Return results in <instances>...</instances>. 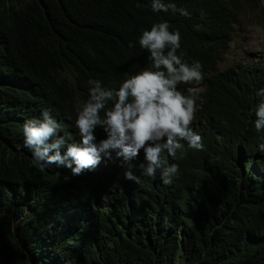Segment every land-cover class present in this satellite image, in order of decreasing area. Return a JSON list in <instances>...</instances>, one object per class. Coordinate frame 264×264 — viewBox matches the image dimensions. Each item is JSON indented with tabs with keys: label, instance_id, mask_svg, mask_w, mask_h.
I'll return each instance as SVG.
<instances>
[{
	"label": "trees",
	"instance_id": "trees-1",
	"mask_svg": "<svg viewBox=\"0 0 264 264\" xmlns=\"http://www.w3.org/2000/svg\"><path fill=\"white\" fill-rule=\"evenodd\" d=\"M260 1L171 0L187 19L150 0H0V264H264V132L248 117L264 62L217 70L238 17L264 21ZM160 20L203 65L202 85L180 87L202 88L192 127L206 149L165 154L180 169L171 186L135 167L141 182L124 179L119 161L75 177L35 165L24 122L50 109L78 140L88 79L118 86L147 67L138 38Z\"/></svg>",
	"mask_w": 264,
	"mask_h": 264
},
{
	"label": "clouds",
	"instance_id": "clouds-1",
	"mask_svg": "<svg viewBox=\"0 0 264 264\" xmlns=\"http://www.w3.org/2000/svg\"><path fill=\"white\" fill-rule=\"evenodd\" d=\"M149 7L156 15L171 12L191 19L186 8L171 0H150ZM181 40L180 30H173L167 20L152 23L138 38L140 48L148 53L147 67L126 74L118 86L88 79V98L74 122L78 140H71L69 133L62 135V123L50 109H43L38 118L24 122L21 150L27 149L40 168H66L74 177L95 172L102 163L119 161V167H126L124 179L139 184L141 176L154 179L159 172L163 185L171 186L180 169L169 164L165 154L174 159L178 151L206 149L203 135L192 127L203 110L202 88L189 87L185 92L180 87L202 85L203 65L185 58ZM255 99L248 111L249 122L262 133L264 88L256 91ZM98 129L103 138H98ZM257 151L264 153V143ZM141 153L143 160H139ZM133 167L141 176L135 175Z\"/></svg>",
	"mask_w": 264,
	"mask_h": 264
},
{
	"label": "rangeland",
	"instance_id": "rangeland-1",
	"mask_svg": "<svg viewBox=\"0 0 264 264\" xmlns=\"http://www.w3.org/2000/svg\"><path fill=\"white\" fill-rule=\"evenodd\" d=\"M264 6V0H261ZM264 62V21L252 17L247 10L238 17L232 40L226 53L217 63L221 71L232 65L262 64Z\"/></svg>",
	"mask_w": 264,
	"mask_h": 264
}]
</instances>
